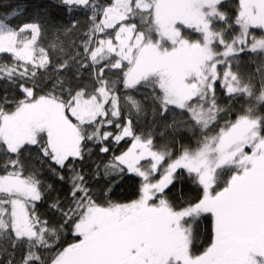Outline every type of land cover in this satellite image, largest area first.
I'll return each mask as SVG.
<instances>
[{"label": "snow or ice", "instance_id": "6c2138e0", "mask_svg": "<svg viewBox=\"0 0 264 264\" xmlns=\"http://www.w3.org/2000/svg\"><path fill=\"white\" fill-rule=\"evenodd\" d=\"M0 264H264V0H0Z\"/></svg>", "mask_w": 264, "mask_h": 264}, {"label": "trees", "instance_id": "16d2710c", "mask_svg": "<svg viewBox=\"0 0 264 264\" xmlns=\"http://www.w3.org/2000/svg\"><path fill=\"white\" fill-rule=\"evenodd\" d=\"M5 2H8V0H5ZM12 2H14V0H12Z\"/></svg>", "mask_w": 264, "mask_h": 264}]
</instances>
